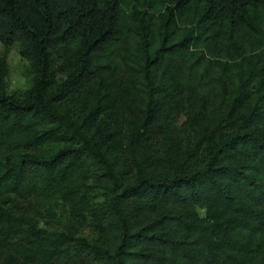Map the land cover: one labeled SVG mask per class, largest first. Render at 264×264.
<instances>
[{"label":"trees","instance_id":"trees-1","mask_svg":"<svg viewBox=\"0 0 264 264\" xmlns=\"http://www.w3.org/2000/svg\"><path fill=\"white\" fill-rule=\"evenodd\" d=\"M0 42V264H264V0H0Z\"/></svg>","mask_w":264,"mask_h":264},{"label":"rangeland","instance_id":"rangeland-1","mask_svg":"<svg viewBox=\"0 0 264 264\" xmlns=\"http://www.w3.org/2000/svg\"><path fill=\"white\" fill-rule=\"evenodd\" d=\"M0 60H5L7 65L6 82L9 93L16 97L23 95L27 91L32 80L30 63L21 57L17 47L5 48L1 42ZM90 191L92 194L95 192L93 189ZM95 201H97V199ZM70 221L72 224L69 225L71 227L73 226L74 230L83 234L85 233V235L90 237H94L96 235L92 227L87 226L86 228H81L82 226L80 223H76L71 219ZM48 223L50 225L52 224L50 221Z\"/></svg>","mask_w":264,"mask_h":264}]
</instances>
